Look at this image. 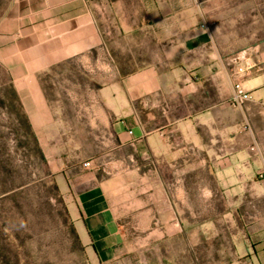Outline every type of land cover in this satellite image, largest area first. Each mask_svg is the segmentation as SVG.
<instances>
[{
  "label": "crops",
  "instance_id": "1",
  "mask_svg": "<svg viewBox=\"0 0 264 264\" xmlns=\"http://www.w3.org/2000/svg\"><path fill=\"white\" fill-rule=\"evenodd\" d=\"M253 26L264 34V0L12 1L0 64L91 259L124 253L142 216L153 237L195 239V264H264ZM234 57L254 65L243 109L225 105Z\"/></svg>",
  "mask_w": 264,
  "mask_h": 264
},
{
  "label": "rangeland",
  "instance_id": "2",
  "mask_svg": "<svg viewBox=\"0 0 264 264\" xmlns=\"http://www.w3.org/2000/svg\"><path fill=\"white\" fill-rule=\"evenodd\" d=\"M12 1L0 0V21ZM256 32L264 36L259 27ZM9 78L0 64V264H195V239L153 237L159 224L144 223L142 216L126 220L124 253L91 259L55 190L54 176L26 133L23 111L10 102ZM230 101L225 105L236 108Z\"/></svg>",
  "mask_w": 264,
  "mask_h": 264
},
{
  "label": "built area",
  "instance_id": "3",
  "mask_svg": "<svg viewBox=\"0 0 264 264\" xmlns=\"http://www.w3.org/2000/svg\"><path fill=\"white\" fill-rule=\"evenodd\" d=\"M206 28V25H203ZM229 69V78L232 84V98L230 103L239 109H243L247 102L250 101L251 96L245 89L243 79L250 73L254 67L250 58L234 57L225 63ZM86 169L91 168V161L83 163Z\"/></svg>",
  "mask_w": 264,
  "mask_h": 264
},
{
  "label": "trees",
  "instance_id": "4",
  "mask_svg": "<svg viewBox=\"0 0 264 264\" xmlns=\"http://www.w3.org/2000/svg\"><path fill=\"white\" fill-rule=\"evenodd\" d=\"M9 79H10V78H9ZM9 82H10V90H9V91H10V96H11V97H10V102H13V100H15V101L19 104V107H20V100H19L18 94H17V92H16V90H15V87H14V85H13L11 79H10ZM11 98H12V99H11ZM20 108H21V107H20ZM22 118L24 119V124H25L26 133L32 136L31 127H30V125H29V123H28V121H27L25 115H23ZM55 190L58 191L56 185H55ZM76 236H77V235H76ZM77 239H79L78 236H77Z\"/></svg>",
  "mask_w": 264,
  "mask_h": 264
}]
</instances>
